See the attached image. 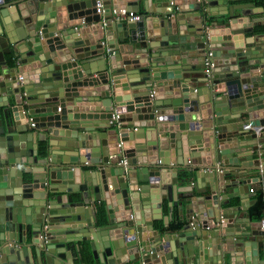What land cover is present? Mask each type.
Instances as JSON below:
<instances>
[{"label": "water", "instance_id": "obj_1", "mask_svg": "<svg viewBox=\"0 0 264 264\" xmlns=\"http://www.w3.org/2000/svg\"><path fill=\"white\" fill-rule=\"evenodd\" d=\"M137 1L102 0L99 14L96 0H0V264L85 251L98 264H264V230L216 226L228 215L213 202L251 159L241 141L264 135V22L229 0H142L153 15L112 20ZM207 58L213 79L191 77ZM179 195L201 224L161 233L163 200L171 211Z\"/></svg>", "mask_w": 264, "mask_h": 264}, {"label": "crops", "instance_id": "obj_2", "mask_svg": "<svg viewBox=\"0 0 264 264\" xmlns=\"http://www.w3.org/2000/svg\"><path fill=\"white\" fill-rule=\"evenodd\" d=\"M153 3L155 1L158 0H152ZM259 0H229L227 2V5H247L248 9V14H249V18L252 20H259L264 22V7L257 4ZM137 7L138 10L134 11L138 14H140L141 16H150L153 15L152 13H149L146 11L147 4L144 3L142 0H138L137 1ZM127 11V10H126ZM110 13L113 15L112 16V20H117V15H115L112 10L110 11ZM235 13L237 15L240 14V9H236ZM125 20H127L126 18H123ZM104 21L106 20L105 18L103 19ZM264 27V25H263ZM134 50L131 53H127L126 55H134L135 53L139 52L138 47H143L142 45H139L138 43L136 45H133ZM92 48V46H90V49ZM167 50V48H163V47H159L157 48L158 52H164ZM149 51V50H148ZM148 56V53H147ZM91 57V56H90ZM97 58H92L91 59V64L93 65V67L95 68L97 65ZM107 60L106 58V54H105V61ZM107 63V62H106ZM206 66L204 65L195 71L193 74H191V77H197L199 79H203L205 78L207 75L209 76L210 79L212 78V75L214 74V72L212 71V63H210V65H208V67H210V71L209 73H206ZM77 69H79V67H73L71 70L73 71H77ZM135 71V70H134ZM84 74V73H83ZM85 76V75H84ZM128 76V75H126ZM184 76V74H183ZM199 83H195L192 82L191 85H198ZM5 95V94H2ZM5 97V96H4ZM35 107H38L37 109L43 110L45 106L43 105H36ZM31 116H38V117H47L48 113L46 111L44 112H39L36 114H31ZM264 118V116L262 117ZM29 121V120H28ZM33 133L35 134V136H37L38 133H40L41 137L43 131L41 129H36L33 128ZM262 132H264V126H260V130L259 132H257V134H261ZM248 133V132H247ZM39 144H44L40 143V141H36ZM241 144L243 146V149H246L244 154H249L251 155V159L249 160V157H244L243 159H248L246 161H239V169H241L242 171L238 173V175H226L223 176V184L222 186H220L217 183V188H216V194L217 197L213 202L219 206V211L220 213L222 212V214H220L219 218L222 217V215H228V218L226 219H222V223L221 220L220 222H216V226H224L226 224H230L231 226H233L232 228H234V231H236V229H244L248 232H251V229L256 227V228H261L262 230H264V225L262 224V220L264 219V206H263V202L262 203H256V192L260 189L261 187V179L264 175V135H260L257 138L254 139H246L241 141ZM252 148V149H251ZM40 152V151H39ZM38 152V157L39 158H43L44 154L40 156V153ZM42 153V152H41ZM236 158V157H233ZM189 162V161H188ZM190 164V162L188 163ZM246 164V165H243ZM217 165H223V164H217ZM83 170H90V174L91 176H94L95 174L92 172V169L90 167L84 166ZM222 171V170H221ZM220 170H217V175L221 172ZM179 176L181 177V175L183 174V171L178 170ZM190 182L185 181V182H178V185H183V184H189ZM215 189V187L213 188ZM251 189H253V191H251ZM193 193L194 195L196 194L197 196H200V194H198L195 189H193ZM210 195V191L207 190V192H205V194ZM52 196V194H51ZM180 196V195H179ZM178 196V200H179V204L176 206L172 207V210H169V207L167 208V212H165L163 210V203H166V200H163L162 203V207H161V219H157L154 220V228H157L158 231H160L161 233H166V232H177L174 230H169L167 228V226L171 225V224H176V222L178 223V221H182L184 222V225L186 224H191V222L193 221L194 224L193 225H200V221L198 218L197 213H195L193 215V217L191 219H186L184 217V212H185V208L187 206V203H189V201L182 199L183 197H179ZM264 197V194H263ZM180 200H183L182 202ZM207 205H211L210 202L206 203ZM96 205H101L102 209L104 208V203H98V202H94L93 206ZM179 208L182 210L183 214L180 216L179 214ZM88 212L90 214L89 208ZM187 210H191L194 211V208L192 205H188L187 206ZM104 211V210H103ZM102 211V212H103ZM261 211V213H260ZM263 213V214H262ZM260 215V216H259ZM230 216V217H229ZM91 217V215H90ZM96 217V216H95ZM247 218L248 221L246 222H238L240 221L242 218ZM165 220V221H164ZM209 221V225H215L214 222H210L211 219L208 220ZM208 223V222H207ZM96 225H98V223H96ZM94 225V226H96ZM183 225V226H184ZM92 232L95 233L94 229H92ZM237 232V231H236ZM97 234V232H96ZM238 236L235 237H230L229 239H237ZM253 240V238L247 237L245 238V242L246 243H250V241ZM80 244L82 242H79ZM27 244L28 246H30L31 250L34 252V250L36 249V245H34V243L31 242V239H27ZM259 254H261V251H259ZM76 256V264H98L97 261H89L90 259H92V256L90 255V257H86L87 254H82V259L77 257V254H75ZM225 264H230V260H229V256L225 257ZM137 264V263H135Z\"/></svg>", "mask_w": 264, "mask_h": 264}, {"label": "trees", "instance_id": "obj_3", "mask_svg": "<svg viewBox=\"0 0 264 264\" xmlns=\"http://www.w3.org/2000/svg\"><path fill=\"white\" fill-rule=\"evenodd\" d=\"M257 4H259V5H261V6L264 7V0H259ZM42 153L44 154L45 153V150H43ZM263 194H264V175L262 177L261 187H260V189L255 194L256 195V203H262L263 202V206H264V197H263ZM167 208H168L167 203L164 202L163 203V210L165 212H167V210H168ZM103 210L104 209H102V206L101 205H98V207H97V213H96V215L98 217V221H97L98 224H101L102 221L104 220V211ZM260 213H261V211H260ZM183 225H184V222L182 220V221H178V223L176 222L175 225L174 224H171V225L167 226V228L169 227L168 228L169 230L177 231V230L181 229L183 227ZM85 253H86V251H85ZM85 253L83 252V254H85Z\"/></svg>", "mask_w": 264, "mask_h": 264}, {"label": "built area", "instance_id": "obj_4", "mask_svg": "<svg viewBox=\"0 0 264 264\" xmlns=\"http://www.w3.org/2000/svg\"><path fill=\"white\" fill-rule=\"evenodd\" d=\"M95 7H96L97 13L102 14V12H103L102 0H96ZM121 18H127V19L132 20V21H138V20H140L141 15L136 13V12H134V11H132V10H130V11H126L124 14L117 15V19H121ZM210 63L211 62L208 60V58L205 59V65H207L206 66V70H205L206 73H209V71H210V67H208V65H210ZM33 125L34 124L31 123V126H33ZM247 128L250 129V126L248 125ZM261 182H262V179H261ZM251 191H253V189H251ZM221 222H222V219H221ZM222 223H224V222H222ZM193 224H194V222L192 221L191 225H193ZM262 224L264 225V219L262 220ZM208 226L209 225H207V227ZM40 237H42V236L40 235Z\"/></svg>", "mask_w": 264, "mask_h": 264}]
</instances>
